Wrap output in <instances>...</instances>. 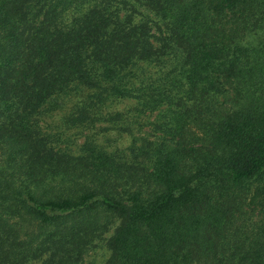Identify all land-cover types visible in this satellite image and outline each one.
Here are the masks:
<instances>
[{"label": "trees", "instance_id": "16d2710c", "mask_svg": "<svg viewBox=\"0 0 264 264\" xmlns=\"http://www.w3.org/2000/svg\"><path fill=\"white\" fill-rule=\"evenodd\" d=\"M102 243L264 264V0H0V264Z\"/></svg>", "mask_w": 264, "mask_h": 264}, {"label": "rangeland", "instance_id": "374dc122", "mask_svg": "<svg viewBox=\"0 0 264 264\" xmlns=\"http://www.w3.org/2000/svg\"><path fill=\"white\" fill-rule=\"evenodd\" d=\"M156 28H154V31ZM153 31V32H154ZM133 103L124 101L117 105L115 110H127L132 106ZM144 120H148V117H143ZM97 138L98 143L104 145L109 151H114L117 148L125 149L129 147L133 141L128 135H119L118 133L111 132L108 134H99ZM84 140V137H83ZM110 257V252L105 244H100L98 248L94 249L85 259L83 264H104ZM39 264V263H36Z\"/></svg>", "mask_w": 264, "mask_h": 264}]
</instances>
